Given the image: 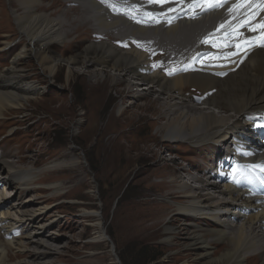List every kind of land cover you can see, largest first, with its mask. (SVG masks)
Here are the masks:
<instances>
[{
    "label": "bare ground",
    "instance_id": "obj_1",
    "mask_svg": "<svg viewBox=\"0 0 264 264\" xmlns=\"http://www.w3.org/2000/svg\"><path fill=\"white\" fill-rule=\"evenodd\" d=\"M14 2L23 45L14 60L0 71V122L13 109L43 98L41 94L47 86L23 67L33 58L49 82L54 81L62 60L70 64L67 82L75 72L74 64L81 63L90 86L91 110L101 101L107 78L116 84L129 80L127 87L138 91L130 106H137L151 95L160 104L159 118L163 121L158 122V131L163 147L170 148L173 142L195 146L210 142L214 158L220 159L219 165L212 162L207 169L202 168V175L192 174L191 166L187 170L190 181L182 182L186 166L172 158L173 167L169 165L167 170L156 173L163 178L158 183L160 190L177 188L171 193L175 204L148 198L137 202L135 208L141 209L145 219L153 220L152 227L160 224L171 206L177 220L192 218L194 226L185 228L186 244L201 249L197 253L201 264H264V0H221L219 6L212 7L208 5L217 0ZM93 31L101 37L99 41L67 58L63 53V58L54 54V46L69 47ZM11 42L4 41V47L13 46ZM192 88L202 92V107L193 103L196 97ZM130 112L120 106V114L108 117L101 127V136L112 133L107 142L111 150L140 151L141 157L142 147L134 139L125 138L132 133ZM124 139L127 145L122 143ZM230 139L224 156L220 148ZM158 146L146 145L144 149L162 160L163 151ZM9 153L17 154L18 160H4L6 164L0 166V264H51L49 257L61 251L57 245L60 233L50 229L61 219L48 215L49 206L43 202L76 193L85 179L63 192L66 182L51 184L55 173L79 164L49 160L38 167L39 156L45 152L23 155L9 150L6 154ZM68 155L63 152L57 158ZM123 155L119 159L128 160ZM27 157L32 165L24 164ZM231 158L232 165L220 168ZM2 169H7L6 175L1 174ZM124 170L122 166L120 174ZM235 171L242 176L229 181L228 174ZM37 174L41 175L39 179ZM216 174L221 180H211ZM38 184L44 188L50 185L52 193L47 199L35 195L21 199V194L43 188ZM210 189L219 195L208 192ZM17 190L20 197L6 207ZM83 215L93 219L96 237L111 240L97 211L86 210ZM173 229L165 227L166 240L172 239ZM20 230H26L24 235H18ZM15 249L30 258L17 261Z\"/></svg>",
    "mask_w": 264,
    "mask_h": 264
},
{
    "label": "rangeland",
    "instance_id": "obj_2",
    "mask_svg": "<svg viewBox=\"0 0 264 264\" xmlns=\"http://www.w3.org/2000/svg\"><path fill=\"white\" fill-rule=\"evenodd\" d=\"M16 9L17 3L14 0H0V47H4V41L8 39L13 45L0 50V71L14 60V54L23 45V36L18 32L14 16ZM6 34L12 35L7 37ZM100 39L95 31L86 32L81 39L69 44V47L54 46L53 52L57 56L63 53L67 58ZM62 63L53 82L48 81L35 58L24 64L23 67L32 74V77L38 76L43 85L47 86L41 94L43 98L28 102L26 107L13 109L6 119L0 122V166L7 161L18 160L17 154H6L9 150L23 155H34L39 150L45 153L39 156L38 167H42L49 160H67L74 165L79 164L55 173L51 184L66 182L63 192L75 185L79 179H85L76 193L62 194L43 202V205L49 206L48 215L52 214L55 219H61L50 229L60 233L57 245L61 251L53 252L49 257V261L53 262L51 264H143L147 261L148 264H201V259L197 260V253L201 249L186 244L188 238L185 228L189 224L194 226L192 218L177 220L174 207L171 206L167 210L168 215L162 218L160 224L152 227L153 220L145 219L146 217L141 216V209L135 207H138L137 202L148 198L173 205L174 199L171 193L177 192V188L160 190L161 186L158 183L163 178L158 177L156 171L167 170V166L173 165V160H178L181 165L186 166V170H182L184 175L180 178L182 182L190 179L187 170L191 169V166L194 167L191 170L192 174L202 175L200 170L207 169L206 166L212 162L219 165L220 159L214 158L213 153H216L211 147L212 144L204 142L195 146L188 142H173L170 148L163 147L158 131V124L163 121L159 118L162 111L160 104L156 103L155 96L151 95L139 101L137 106H130L133 94H137L138 91L137 89L131 91L127 87L129 80L116 84L112 78H107L102 99L91 110L90 86L86 74L83 73L84 70L82 71V64H74L75 72L67 82L70 64L66 60H62ZM94 67L100 68V65ZM106 69L115 73L111 67ZM191 92L196 97L193 103L197 107H202L204 105L202 92L195 88H192ZM62 102L64 106H61ZM120 106L131 110L128 121L132 133L129 132V137L125 138L134 139L136 144L142 147L141 157L138 153L140 151L133 153L127 148L120 152L111 150L107 142L112 133L101 136V127H104L108 117L120 114ZM59 109L61 112L58 111ZM229 141L220 148L224 156L227 155L225 153L227 145L232 139ZM122 143L128 144L125 139ZM156 144L159 145L157 149L163 151L162 160L144 149L146 145ZM63 152L69 155L58 159L57 156ZM121 154H124L123 157H128V160L121 161L119 159ZM223 158L225 157H221L222 160ZM77 160L79 163L76 162ZM25 161V165H32L28 157ZM232 163L231 158L228 162L220 164V168L230 166ZM122 166L125 170L120 174ZM1 174L6 175L7 169H2ZM241 176L235 171L228 174V180L234 182ZM40 177V174L36 175V179ZM211 180H221L220 174H216ZM167 181L170 183V178ZM49 186L44 188L42 184H38L37 187L43 188L23 193L21 199L25 200L32 195L47 199L52 193ZM207 191L214 192L211 189ZM19 197L20 190H17L6 207ZM86 210L97 211L111 240L96 237L93 219L83 215ZM201 222L205 227L208 226L206 221ZM168 225L174 227L173 237L170 240L165 239L164 233ZM25 231L20 230L18 235H24ZM212 250H216V247ZM14 254L17 255V261L30 258L29 254L16 249Z\"/></svg>",
    "mask_w": 264,
    "mask_h": 264
},
{
    "label": "snow or ice",
    "instance_id": "obj_3",
    "mask_svg": "<svg viewBox=\"0 0 264 264\" xmlns=\"http://www.w3.org/2000/svg\"><path fill=\"white\" fill-rule=\"evenodd\" d=\"M156 2H159V3H165V2H168V0H156ZM221 2V0H217V2L215 4H209L208 6L209 7H212V6H219V3ZM194 3H196V0H194Z\"/></svg>",
    "mask_w": 264,
    "mask_h": 264
},
{
    "label": "trees",
    "instance_id": "obj_4",
    "mask_svg": "<svg viewBox=\"0 0 264 264\" xmlns=\"http://www.w3.org/2000/svg\"><path fill=\"white\" fill-rule=\"evenodd\" d=\"M149 262L147 261V262H144L143 264H148Z\"/></svg>",
    "mask_w": 264,
    "mask_h": 264
},
{
    "label": "water",
    "instance_id": "obj_5",
    "mask_svg": "<svg viewBox=\"0 0 264 264\" xmlns=\"http://www.w3.org/2000/svg\"><path fill=\"white\" fill-rule=\"evenodd\" d=\"M113 249H114V247H113Z\"/></svg>",
    "mask_w": 264,
    "mask_h": 264
}]
</instances>
